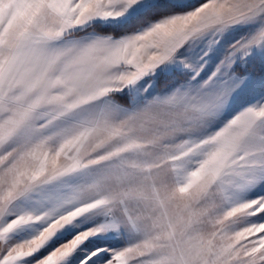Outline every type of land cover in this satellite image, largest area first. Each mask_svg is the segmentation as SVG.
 Listing matches in <instances>:
<instances>
[{
  "label": "snow or ice",
  "instance_id": "obj_1",
  "mask_svg": "<svg viewBox=\"0 0 264 264\" xmlns=\"http://www.w3.org/2000/svg\"><path fill=\"white\" fill-rule=\"evenodd\" d=\"M0 264H264V0H0Z\"/></svg>",
  "mask_w": 264,
  "mask_h": 264
}]
</instances>
